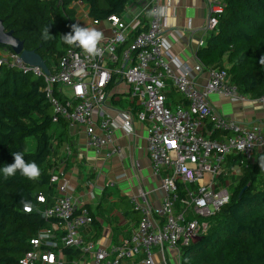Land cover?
Wrapping results in <instances>:
<instances>
[{"label": "built area", "instance_id": "2783aa9c", "mask_svg": "<svg viewBox=\"0 0 264 264\" xmlns=\"http://www.w3.org/2000/svg\"><path fill=\"white\" fill-rule=\"evenodd\" d=\"M209 14L207 30L216 31L226 0H205ZM81 2H74L77 9ZM163 0H149L139 14L127 20L129 3L120 15H111V36L101 40L103 54L93 57L77 44L71 45L49 74L31 66L20 55L0 50L3 66L44 78L47 98L53 105L54 122L64 119L69 128H82L87 146L97 155L106 150V159L120 157L123 147L116 133H133L135 120L147 124V152L154 177L160 178L161 204L154 207L150 193L140 188L130 200L140 220L130 239L106 248L86 240L81 229L94 223L91 210L73 199V190L62 169L52 170L51 184L56 186L53 207L42 211L47 221L55 220L31 240L32 249L21 264H64L63 248L89 255L84 264H181L183 248L191 246L210 229L209 218L231 200L230 184L221 182L228 155L241 156L240 167L256 164L264 158V128L245 126L223 116L211 103L214 94L232 101L246 97L227 70L206 68L197 60L187 66L177 57L168 58L171 45L165 35L167 9ZM103 21L93 20L99 26ZM76 25V23H72ZM72 32V26H71ZM131 43L120 53L122 45ZM206 74V81L199 79ZM129 87V98L137 112L108 113L114 77ZM114 81V82H113ZM69 90L66 94L64 90ZM180 94L184 104H175L170 95ZM264 104V95L258 100ZM220 133L219 138L212 137ZM138 168V166H137ZM127 178L115 176L109 186ZM38 202L45 204V197ZM172 253V257L171 254ZM140 256L142 257L141 259ZM75 264H80L75 262Z\"/></svg>", "mask_w": 264, "mask_h": 264}, {"label": "trees", "instance_id": "16d2710c", "mask_svg": "<svg viewBox=\"0 0 264 264\" xmlns=\"http://www.w3.org/2000/svg\"><path fill=\"white\" fill-rule=\"evenodd\" d=\"M130 1L0 0V20L7 32L23 42L25 50L35 51L52 70L71 46L64 36L71 33L76 19L74 2L88 5L91 19L106 21L111 15L122 14ZM45 29L48 40L43 38ZM131 41L122 45L120 53ZM2 49L11 51L0 46ZM197 58L206 68L227 70L245 96L259 100L264 95V0H226L217 29L198 50ZM44 86L42 77L6 66L0 69V264H21L32 249L31 240L55 221H47L42 211L55 204L56 186L51 184L54 143L67 141L69 126L64 119L54 122V108ZM212 137L219 138L220 133L214 132ZM15 152L39 166L38 179H29L19 171L5 177L2 168L14 163ZM238 159L240 162L242 157ZM261 162L241 168L229 204L209 218L205 236L183 248L181 264H264ZM41 195L45 204L38 202ZM63 254L72 259L83 255L66 248Z\"/></svg>", "mask_w": 264, "mask_h": 264}, {"label": "crops", "instance_id": "0c3cea01", "mask_svg": "<svg viewBox=\"0 0 264 264\" xmlns=\"http://www.w3.org/2000/svg\"><path fill=\"white\" fill-rule=\"evenodd\" d=\"M139 14L149 0H132ZM167 4V0H163ZM167 9V29L165 35L171 45L167 52L169 59L177 57L183 64L194 66L198 60L197 52L207 45L212 32L207 30L208 11L205 0H170ZM130 3V2H129ZM135 14V15H136ZM75 23L81 27L95 28L103 33V39L111 36L110 24L103 21L99 26L93 25L89 17V6L82 4L76 9ZM112 85L108 113L116 116L119 111L137 112L136 105L129 98V87L121 78H116ZM206 81V74L199 79ZM170 99L175 104H184L180 94L173 91ZM211 103L225 117L245 126L260 125L264 128V104L246 97L245 101H232L222 95L214 94ZM134 131L127 135L124 130L116 133V143L124 149L120 157L106 159V150L99 155L87 146L86 136L82 128H69L67 141L60 145L54 143L53 169H62L65 179L73 190V199L88 207L94 214V223L81 229L82 236L101 246L111 248L119 246L124 240L130 239L140 220V215L133 210L131 196L137 195L140 188L148 190L154 207L161 204L163 191L160 189V178L154 177L147 152V124L134 121ZM261 159L256 157V163ZM240 162L237 155H228L223 166L221 182L229 183L230 189L242 176L235 170ZM138 166V168H137ZM240 168V167H239ZM235 179L229 180L231 173ZM122 173L127 178L116 182L114 187L109 184L115 176ZM238 175V176H236ZM172 257V253L170 254ZM142 257L140 256L141 259ZM64 264L89 263L91 257L82 255L72 259L62 255ZM84 261V263H82ZM136 261H125L123 264H138ZM157 264H161L159 258Z\"/></svg>", "mask_w": 264, "mask_h": 264}, {"label": "clouds", "instance_id": "9594fccd", "mask_svg": "<svg viewBox=\"0 0 264 264\" xmlns=\"http://www.w3.org/2000/svg\"><path fill=\"white\" fill-rule=\"evenodd\" d=\"M43 38L45 40L50 39L47 29L44 30ZM102 39L103 33L101 31H98L95 28L81 27L78 24L72 25V32L64 36L65 43L69 45L78 43L87 54L93 57L103 54V48L98 47ZM262 63H264V60H262ZM13 156L14 163L5 165L2 168L5 177L15 176L17 171L29 179L35 180L40 177V168L35 162H27L21 152H15L13 153ZM261 167H264V158H262ZM25 210H31L28 204H25Z\"/></svg>", "mask_w": 264, "mask_h": 264}, {"label": "water", "instance_id": "95a60500", "mask_svg": "<svg viewBox=\"0 0 264 264\" xmlns=\"http://www.w3.org/2000/svg\"><path fill=\"white\" fill-rule=\"evenodd\" d=\"M0 46L10 49L13 53L20 55L23 61L31 66L40 67L46 74H49V69L43 58L35 51H27L24 49V44L16 38L12 32H7L0 20ZM44 217V216H43Z\"/></svg>", "mask_w": 264, "mask_h": 264}, {"label": "rangeland", "instance_id": "374dc122", "mask_svg": "<svg viewBox=\"0 0 264 264\" xmlns=\"http://www.w3.org/2000/svg\"><path fill=\"white\" fill-rule=\"evenodd\" d=\"M128 9L130 10L131 13L128 14V16L126 18L127 20L132 19L133 18V15H135L137 12H139L138 8L135 6V3L132 0L129 3ZM64 92L66 94H69L70 93V91L69 90H66V89L64 90ZM239 167H240V165H239ZM239 167L235 171L237 173H239V175H240V173H241V167L240 168ZM231 174L232 175L229 177L230 178L229 180L232 181L233 179H235V175H234L233 172ZM262 175H264V171H263ZM236 176H238V175H236ZM230 191H231V189H230ZM82 263H84V261H82ZM169 264H174V262L170 260V263Z\"/></svg>", "mask_w": 264, "mask_h": 264}]
</instances>
